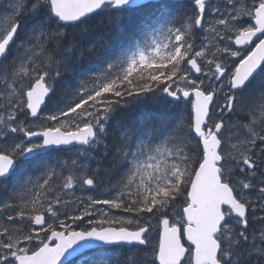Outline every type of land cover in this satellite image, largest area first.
<instances>
[{
  "label": "snow or ice",
  "instance_id": "6c2138e0",
  "mask_svg": "<svg viewBox=\"0 0 264 264\" xmlns=\"http://www.w3.org/2000/svg\"><path fill=\"white\" fill-rule=\"evenodd\" d=\"M0 192V264H264V0H0Z\"/></svg>",
  "mask_w": 264,
  "mask_h": 264
},
{
  "label": "trees",
  "instance_id": "16d2710c",
  "mask_svg": "<svg viewBox=\"0 0 264 264\" xmlns=\"http://www.w3.org/2000/svg\"><path fill=\"white\" fill-rule=\"evenodd\" d=\"M97 19H99V18L97 17ZM184 114L186 115V113H184ZM105 166H107V165H105ZM93 167H95V165H93ZM104 180H105V183H107L108 178L105 177ZM80 193H81V192H77V195H82V194H80ZM1 194H2V195H5V194L2 193V192H1ZM83 194H84V196L92 195L93 197H95V198H97V199H106V198H110V197L106 194V190H105L104 188H100V187H98V188L95 189V190H85V191L83 192ZM104 207H105V206H102V205H101V206H99L98 208H101V209L104 210ZM112 211L115 212V213H117V214L123 215V216L127 215V214L124 213L122 210H116V209H113ZM69 214H72L71 209H69ZM94 218H97V217H94Z\"/></svg>",
  "mask_w": 264,
  "mask_h": 264
},
{
  "label": "rangeland",
  "instance_id": "374dc122",
  "mask_svg": "<svg viewBox=\"0 0 264 264\" xmlns=\"http://www.w3.org/2000/svg\"><path fill=\"white\" fill-rule=\"evenodd\" d=\"M80 194L84 195L83 193H80ZM97 207H99V206H97ZM104 211H109V209H107V207L105 206L104 207ZM109 214H110V216H113V217H116V218L122 217V215H118L117 213L113 212L112 210H110ZM154 236H155V234H154ZM154 236H153V238H154Z\"/></svg>",
  "mask_w": 264,
  "mask_h": 264
},
{
  "label": "water",
  "instance_id": "95a60500",
  "mask_svg": "<svg viewBox=\"0 0 264 264\" xmlns=\"http://www.w3.org/2000/svg\"><path fill=\"white\" fill-rule=\"evenodd\" d=\"M67 255V254H66ZM71 256H67V260L70 259Z\"/></svg>",
  "mask_w": 264,
  "mask_h": 264
}]
</instances>
